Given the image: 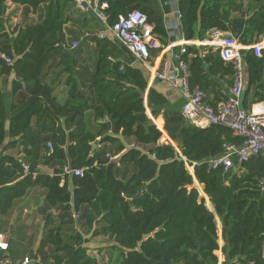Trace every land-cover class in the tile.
<instances>
[{
  "label": "trees",
  "instance_id": "1",
  "mask_svg": "<svg viewBox=\"0 0 264 264\" xmlns=\"http://www.w3.org/2000/svg\"><path fill=\"white\" fill-rule=\"evenodd\" d=\"M44 9L34 24L12 28L5 17L7 0H0V212L6 213L15 199L29 189H46L45 200L58 214L44 219L47 235L43 247H54L52 264H264V154L243 164L234 157V166L213 168L210 161L224 154L230 144L243 138L224 126L199 128L183 122L180 112L165 109L168 98L148 87L149 71L142 64H122L113 60L116 44L109 38L92 39L98 57L90 82L91 95L74 75L65 26L76 12L75 0H11ZM108 23L138 8L156 24L162 43L168 36L166 25L148 0H100ZM179 0L181 33L186 40H205L212 28L231 32L242 45L264 38V0ZM236 4V5H235ZM181 58L188 63L189 81L204 91L216 85L215 77H231L234 69L211 46L186 45ZM2 54L10 57L8 63ZM246 71L243 104L264 102V48L243 51ZM60 59L68 73L67 98L61 102L55 87L44 80L46 67ZM13 77L11 93L16 101L7 103L1 77ZM147 96V105L145 97ZM165 114V129L178 143H160L162 130L147 114ZM92 112L96 129L83 124L78 132H66L77 117ZM36 119L33 124V119ZM62 119L65 123L62 122ZM62 122V123H61ZM70 130V128H69ZM115 146L121 165L133 171L120 175L117 161L92 153V142ZM75 141V142H72ZM53 145L49 153L47 143ZM22 146L25 160L36 177L25 175L19 159L5 153ZM65 145V147H64ZM51 166L54 174L39 171ZM85 168L84 175L64 170ZM194 167V174L189 170ZM120 175V176H119ZM197 180L210 197L214 211L194 187ZM83 214L92 236L110 235L116 259L99 261L88 253L81 232L66 240L65 225L74 212ZM222 223L223 246L219 243ZM69 219V220H68ZM29 264H42L34 259Z\"/></svg>",
  "mask_w": 264,
  "mask_h": 264
},
{
  "label": "crops",
  "instance_id": "2",
  "mask_svg": "<svg viewBox=\"0 0 264 264\" xmlns=\"http://www.w3.org/2000/svg\"><path fill=\"white\" fill-rule=\"evenodd\" d=\"M75 8L78 9L79 12L85 13L84 18L76 21L75 14L72 15V21H70L66 26L65 30L68 33V38L71 36V33L81 32L77 30L78 27L75 22H78L80 25V29L89 31L80 35V38L83 40H75L74 42H79V46L75 49H70L73 52V66H74V75L78 78L80 82L92 80L94 74V67L96 64V59L98 57L97 44L92 39V36H96L100 28L102 27V23L97 16L96 9L99 6V0H82V2L75 0ZM239 2V0L237 1ZM82 3H86V7L81 5ZM155 12L162 17L165 22L166 30H167V38L166 43H162L163 47L159 50L153 51L152 59L147 63H143L138 61L131 52L116 38L112 35L107 36V38L111 39L117 46V50H115V56L112 57L113 60H120L122 64H142L148 71V87H155L157 90L165 94L168 98V102L165 105V109L178 111L180 112L181 107L184 103V97L179 89L170 85L169 82L160 79L157 76V70L160 69L161 61L164 58H169L172 62V67H175L178 63V59L181 58V47L183 45H195L197 47L206 46L208 44L207 39L205 40H186L181 33V18H178L177 12H180L179 8V0H148L147 3ZM44 14V9L39 8L37 11L32 10L29 5L14 3L11 0H7V9L5 12V17L8 19L9 25L14 28L16 26H26L28 24H34L38 22ZM74 21V24L71 22ZM88 22V24H87ZM92 22H97V27H93ZM85 31V30H84ZM76 35V34H75ZM82 44V45H81ZM81 48L78 50V48ZM61 67V65L59 66ZM80 69L82 72H77ZM90 71V72H88ZM47 76V75H46ZM45 81L54 86L56 89L54 91V95L56 98L63 102L67 98V90L68 87L64 84L66 83V74L61 72L58 74V79L56 78L50 79L49 75L46 77ZM63 78V79H62ZM231 77L221 78L220 76L215 77L216 85L211 86L208 90L205 91L206 99L210 103L216 102L221 97H224L228 94V90L231 87L229 84ZM12 80L13 77L4 78L1 77V85L3 89L8 93L7 94V103L10 105L12 102L16 101L18 95H13L11 93L12 89ZM60 80H62L60 82ZM4 82V84H3ZM86 83V85L90 86ZM84 85V83L82 82ZM63 87L65 92L62 95L57 94V87ZM84 89L91 95V88L85 87ZM145 102L147 105V96L145 97ZM248 108H254L256 110H264V102L256 103L251 100L248 102ZM92 112H87L85 117H77L75 122L73 123V127H77L78 125L82 127L83 124L89 127L87 123V117L91 120V124L97 123L94 120V117L91 114ZM147 114L151 119L157 124V126L162 130L163 136L159 140L160 143H171L179 152L180 149L178 147V143L175 142L168 132L165 129V114L162 112L157 118L152 116L151 110L147 107ZM63 120V119H62ZM93 120V121H92ZM36 119H33V124ZM107 143H101L100 138H97L94 142H92V147L94 149V153L103 151V147H105ZM5 153L15 156L16 158H25L24 153L22 152V146H18L15 148L8 149ZM110 160L117 161V166L120 167L119 155L115 154H105ZM26 159V158H25ZM39 171L48 173L53 175L54 170L51 166H47L44 164H40L38 167ZM189 170L192 174H194V167L189 166ZM194 187H196L201 196L206 199V203L210 210L214 211L213 205L210 201V197L207 196L201 184L195 180ZM45 193L46 189L40 186H35L29 189V191L22 197L15 199L13 206L9 209L8 212L2 213L0 212V232L7 234L9 238V249L7 251L0 250V258L7 257L11 263L18 264L21 263L25 257H29L31 262L36 259L42 264H52L54 262L53 253L54 247L52 245H47L43 247L41 245V241L46 239V233L44 228V219L42 207L45 204ZM48 211V214L56 215L59 210L53 208L52 212ZM80 212H74L73 217H82ZM218 225H219V243L221 246L225 244L222 238V223L217 217ZM84 237V245L88 247V253L97 257L99 261H108L110 259H101L100 254L95 251L94 246L101 241L102 237H107L109 235H97L92 236V233H83ZM217 256L220 260V264L225 260V257L221 250L217 251ZM112 257L111 259H114ZM64 264H70V260L64 262Z\"/></svg>",
  "mask_w": 264,
  "mask_h": 264
},
{
  "label": "built area",
  "instance_id": "3",
  "mask_svg": "<svg viewBox=\"0 0 264 264\" xmlns=\"http://www.w3.org/2000/svg\"><path fill=\"white\" fill-rule=\"evenodd\" d=\"M82 2V0H78ZM96 9L97 16L102 23V27L97 33L99 38L113 36L119 40L138 60L147 64L153 56V51L163 47L159 35L155 32L156 24L149 20L148 15L142 10L135 8L126 15H121L119 20L110 25L107 16L101 10L107 6L106 2L99 0ZM178 18L182 17L181 12H177ZM209 46L213 47L220 57L227 63H231L234 69V82L229 88L228 94L219 98L214 103L206 99L205 91L199 86H192L189 81V66L182 58L178 59L175 67L169 58L161 61L157 76L170 83L171 86L180 90L184 97V103L180 113L190 124L199 128L210 126H224L232 131L235 136H240L243 141L240 145L230 144L227 151L213 158L210 165L213 168L223 166L225 170L234 166L235 157L238 164L247 162L250 158L264 154V110L245 107L243 96L245 91L246 71L244 66L243 51L254 49L256 55H261L264 48V38L252 45H242L238 38L231 32L223 31L219 28H212L208 32L207 38ZM75 48L79 42H74ZM186 45L181 47V54L186 52ZM2 57L12 63V59L5 54ZM261 103V102H257ZM51 151L52 144L49 142ZM25 175L31 174L36 177V172H31L30 163L25 158H18ZM65 171L74 175L83 176L85 168L66 167ZM261 191L264 193V178L261 180ZM9 249V238L7 234L0 232V250ZM264 261V243L261 251ZM31 260L25 257L21 263L29 264ZM0 264H13L7 257L0 258Z\"/></svg>",
  "mask_w": 264,
  "mask_h": 264
},
{
  "label": "rangeland",
  "instance_id": "4",
  "mask_svg": "<svg viewBox=\"0 0 264 264\" xmlns=\"http://www.w3.org/2000/svg\"><path fill=\"white\" fill-rule=\"evenodd\" d=\"M236 5V4H235ZM75 14V16H76V21H79V20H81V18H84V16H85V13L83 12V13H81V12H79L78 11V9H76V12L74 13ZM71 24H74V21L73 22H71ZM75 24H77L78 25V27H76L77 28V30H80L81 32H77L76 30L74 31V33H71V36L69 37V45H70V49H75V47L73 46L74 45V41L75 40H77V39H79L80 41L81 40H83V39H81L80 38V35H83V33H85V32H87V31H89L90 29H88L87 31H86V29H84V30H81L80 29V25L78 24V22H75ZM87 24H88V22H87ZM92 26L93 27H97V25H94V24H98L97 22H92ZM83 32V33H82ZM76 34V35H75ZM82 42V41H81ZM83 43V42H82ZM82 45V44H81ZM81 45H80V47L78 48V50L81 48ZM61 65V67H59ZM61 72H64L65 74H66V76H68V73L67 72H65L64 71V69H63V65H62V62H61V60L60 59H55V60H53L51 63H50V65L49 66H47L46 67V71H45V75H44V79H45V76L47 75H49V78L50 79H53V78H56L55 79V81L58 79V77H60V76H58V74H60ZM77 72H82V71H80V69L77 71ZM88 72H90V71H88ZM46 76V77H47ZM5 78V77H4ZM67 78V77H66ZM63 79V78H62ZM62 80H60V82H61ZM82 82L84 83V85L83 86H85V87H89L90 88V86L89 85H86V83H88L89 84V82H90V80H87L86 82L85 81H83L82 80ZM81 82V83H82ZM3 84H4V82H3ZM64 84H66L65 83V81H64ZM56 89V88H55ZM56 92H57V94H59V95H62L64 92H65V90H63V87H61V86H58L57 87V90H56ZM90 118L89 117H87V123L89 124V127L91 128V129H96L97 128V124L94 122V124H91V120H89ZM165 119V118H164ZM184 119V118H183ZM93 121V120H92ZM62 122L63 123H65V121L64 120H62ZM61 122V123H62ZM183 122L184 123H186V124H190L189 123V121L188 120H186V119H184L183 120ZM67 131L66 132H69V131H73V132H75V133H77L78 132V129L81 127V125L79 126H77V127H73V124H71L70 126H68V128H67V126L66 125H62ZM69 128H70V130H69ZM167 131V130H166ZM168 132V131H167ZM168 134H169V132H168ZM72 142H75V141H72ZM176 142V141H175ZM52 144V143H51ZM53 146V145H52ZM93 146V145H92ZM47 147L49 148V153L50 152H52L51 151V148H50V146H49V142L47 143ZM64 147H65V145H64ZM104 149H103V151H100V152H98V153H101V154H104V156H105V154H114V151H115V146L114 145H112L111 143H107L106 145H105V147H103ZM92 153H94V149L92 148ZM64 167V170H65V168L67 167V164L66 165H64L63 166ZM120 170L121 171H119V172H121V173H119L120 175H127V176H129L131 173H132V171H133V169H132V167L131 166H125V165H120ZM119 175V176H120ZM194 186V185H193ZM52 209L53 208H51L50 206H48V204H47V202H46V200H45V204H44V206L42 207V212H43V219H45V217H46V214L48 213V211H50V212H52ZM55 209H57V208H55ZM58 210V209H57ZM86 210L87 209H83L80 213H81V215H83L84 213H86ZM88 211V210H87ZM49 212V213H50ZM69 220V219H68ZM77 232H83V233H91V231L86 227V225H85V219H84V217L82 216V217H76V218H74L73 217V214H72V219L69 221V223H67L66 225H65V229H64V231H63V236H64V238L66 239V240H70L71 239V236L72 235H74V234H76ZM46 235V234H45ZM46 237H47V235H46ZM113 245H114V239L109 235V236H107V237H102L101 238V241H99V243L98 244H95V246H94V249H95V251H97V253L98 254H100V258L103 260V259H111L112 257H114L115 256V259H116V256H117V254H119V252L117 251V250H115L114 248H113Z\"/></svg>",
  "mask_w": 264,
  "mask_h": 264
},
{
  "label": "water",
  "instance_id": "5",
  "mask_svg": "<svg viewBox=\"0 0 264 264\" xmlns=\"http://www.w3.org/2000/svg\"><path fill=\"white\" fill-rule=\"evenodd\" d=\"M81 5H83V6H85V7H86V5H87V4H86V3H82Z\"/></svg>",
  "mask_w": 264,
  "mask_h": 264
}]
</instances>
